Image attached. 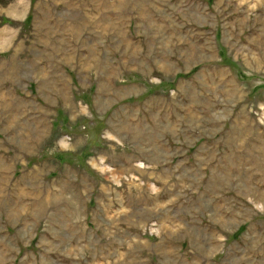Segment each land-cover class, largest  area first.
<instances>
[{
    "label": "rangeland",
    "instance_id": "1",
    "mask_svg": "<svg viewBox=\"0 0 264 264\" xmlns=\"http://www.w3.org/2000/svg\"><path fill=\"white\" fill-rule=\"evenodd\" d=\"M0 264H264V0H0Z\"/></svg>",
    "mask_w": 264,
    "mask_h": 264
}]
</instances>
